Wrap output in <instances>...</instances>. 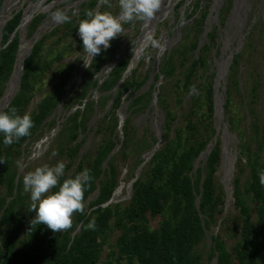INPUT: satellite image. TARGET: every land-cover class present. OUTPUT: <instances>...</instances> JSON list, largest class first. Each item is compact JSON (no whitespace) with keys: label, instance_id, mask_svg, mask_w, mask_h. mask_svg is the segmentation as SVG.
Here are the masks:
<instances>
[{"label":"trees","instance_id":"16d2710c","mask_svg":"<svg viewBox=\"0 0 264 264\" xmlns=\"http://www.w3.org/2000/svg\"><path fill=\"white\" fill-rule=\"evenodd\" d=\"M113 2L82 0L65 23L51 27L34 42L23 60L19 89L2 111L15 107L20 115L29 113L33 127L30 135L11 145H5L0 136V264H201V256L194 250L211 224L219 226L210 237L216 264H264V186L258 175L264 169V154L260 156L264 128L255 127L254 138L249 135L238 150L231 185L232 209L227 212L226 189L218 173L222 132L215 128L216 72L210 68L215 53L210 49L217 40L212 32L202 43L197 37L187 42L191 24L182 26L175 46L165 50L157 62L151 55L142 58L121 82L131 63V53H123L99 77L103 66L120 52L117 36L107 50L79 69L81 82L70 86L74 72L86 59L77 35L78 21L89 10L118 14L119 0ZM201 6L198 1L185 11L191 15ZM22 14V9L13 11L1 29L0 98L13 70ZM43 19L44 14L32 18L28 38ZM132 23L135 21L124 25ZM237 58L229 66L225 90L222 85L218 90L224 96L222 124L240 141L246 129L239 126L230 89L237 83ZM144 85L147 87L141 91ZM38 90L41 94L37 99ZM125 102L120 139L117 112ZM61 103L62 120L57 124ZM155 108L162 115L159 132L152 123ZM53 127L57 130L47 153L51 165L61 160L66 165L60 182L85 168L91 175L83 212H74L71 227L57 232L33 221L35 212L30 211L29 193L24 191L19 173L29 141ZM251 139L257 143L252 152ZM212 143L205 160L196 162ZM158 144L162 145L157 148ZM150 151L153 152L147 157ZM128 159L144 165L139 166L143 170L131 182L128 204L103 206L117 189L121 166ZM245 167L249 168L248 174L240 185L238 173ZM91 195L95 198L88 200ZM116 215V225L124 231L116 241V250L100 262L110 220ZM93 219L95 227L88 228ZM79 224L80 230L72 236ZM231 228L236 239L229 249L220 232Z\"/></svg>","mask_w":264,"mask_h":264},{"label":"rangeland","instance_id":"374dc122","mask_svg":"<svg viewBox=\"0 0 264 264\" xmlns=\"http://www.w3.org/2000/svg\"><path fill=\"white\" fill-rule=\"evenodd\" d=\"M82 0H3L0 6V23L2 19L6 21L13 11L23 10V22L18 27L22 48L27 46L28 38L27 30L32 18L37 14H44V19L49 21L45 24V31L59 24L52 19V14L57 10H63L68 16L77 11V5ZM202 4L201 10H194L191 15L185 11L186 8L192 7L197 2ZM115 2V0H114ZM113 2V3H114ZM224 13H221V12ZM119 13V12H118ZM221 17L223 18L221 20ZM5 23V22H4ZM190 30L187 42L193 37L204 40L209 32L214 34V40L217 44L211 47L210 52L215 53L211 63L215 69L214 82L219 81V86H225L229 66L234 57L237 58L238 71L236 75V84L231 85L232 91V108L236 114L239 126L246 129V133L241 136L238 141L235 133L228 131L222 124L223 115L219 122L218 130H221V163L219 168V177L226 189L225 210L229 212L232 209L231 185L234 173L235 157L238 150L245 145V140H249V135H254L255 127L258 129L264 128V0H162L159 12L149 21L135 20L133 24L123 26V33L118 35L119 50L118 55L123 57V53H131V69L134 68L142 58L152 56L157 62L163 52L171 49L177 44L182 26L190 25ZM217 27V28H216ZM42 33V34H43ZM151 36L157 41L159 47L153 46L148 39ZM202 43V42H201ZM75 55V53H74ZM231 56V58H230ZM74 56L71 57V59ZM87 57V54H86ZM230 58V59H229ZM227 59L226 70H224V60ZM84 60L82 61V63ZM81 63V65H82ZM78 67L74 72L70 86L81 82L82 77ZM130 69V70H131ZM224 70L225 82L223 83L220 74ZM79 72V73H78ZM107 72V71H106ZM158 85V83L156 84ZM239 89V90H238ZM40 90L36 92L37 99L40 97ZM224 97V96H223ZM97 98V93L94 94V99ZM126 103V102H125ZM119 108L117 112L125 119L126 104ZM155 103L152 104L154 106ZM159 109V108H158ZM154 109L151 113L152 123L154 128L159 132L160 111ZM179 112V110H177ZM62 103L60 109L57 110V124L61 122ZM119 119V118H118ZM139 118H137L138 120ZM216 120V119H215ZM57 128H46L41 136L32 138L27 145V153L21 158L19 163V173L24 175L34 170L36 167L43 164H50V155L47 153L50 139L54 135ZM259 132V131H258ZM251 133V134H250ZM259 140H262L258 136ZM160 143V142H159ZM263 143V141H262ZM162 144H158L157 148ZM251 152L257 148V143L254 139L250 142ZM264 150L260 151V156H263ZM259 152V151H258ZM146 153L143 152L141 158ZM143 163V162H142ZM142 163L128 159L121 166V175L119 191L114 195V202L120 203V207L128 204L131 196L132 182L139 166L143 168ZM29 166V170L25 169ZM24 169V170H23ZM141 171L143 169H140ZM248 167L239 175V183L243 185L248 174ZM118 186V187H119ZM52 191H54L52 189ZM92 196L88 200L94 199ZM87 208V207H86ZM89 211V209H87ZM35 217V214H34ZM33 217V218H34ZM223 216H221L222 218ZM117 215L110 220L111 229L106 233L105 244L102 249L99 261L102 262L107 254L116 250V241L124 231L123 227L116 225ZM80 224L73 233L80 230ZM219 230V226L211 224L205 230V235L202 241L195 247L194 253L201 256V264H216L217 255H211V235ZM72 233V234H73ZM224 238V243L230 249L235 242L236 233L233 228L220 232Z\"/></svg>","mask_w":264,"mask_h":264},{"label":"clouds","instance_id":"9594fccd","mask_svg":"<svg viewBox=\"0 0 264 264\" xmlns=\"http://www.w3.org/2000/svg\"><path fill=\"white\" fill-rule=\"evenodd\" d=\"M161 4L162 0H119L118 14L87 11L76 27L84 52L89 58L99 55L110 47L112 39L123 33L125 22L149 21L159 12ZM52 19L56 23H65L68 17L63 10H57L52 14ZM148 39L153 46L159 47L151 36ZM32 127L33 120L29 113L20 115L15 107L0 111V136L5 145L30 135ZM65 167L62 160L51 166L43 164L23 177L24 191L29 193L31 201L30 211L35 212L33 221L46 225L53 232L70 228L73 213L83 212L84 193L91 180L90 170L85 168L60 182L65 176ZM258 175L259 183L264 186V169ZM87 227L94 228L95 220H91Z\"/></svg>","mask_w":264,"mask_h":264},{"label":"water","instance_id":"95a60500","mask_svg":"<svg viewBox=\"0 0 264 264\" xmlns=\"http://www.w3.org/2000/svg\"><path fill=\"white\" fill-rule=\"evenodd\" d=\"M9 16H7V18H9ZM5 18L2 19V23H0V39H1V29H2V26L5 22L4 20ZM23 22V14H22V18H21V21H20V24L19 26H21ZM44 23H48L49 25V21H45ZM44 23L40 24L37 29L35 30V32L32 34V36L28 39V42H27V46L24 48V50L22 49V42L21 40H19V46H18V50H17V53H16V58H15V62H14V65H13V70H12V73L10 75V78L8 79L7 83H6V87L4 89V92L0 98V111H2L6 106L7 104L11 101V99L13 98V96L15 95V93L17 92V90L19 89V83H20V77H21V74H22V68H23V60L25 58V56H27L29 53H30V50H31V47L32 45L34 44L35 41H37L42 33L44 32L45 28L48 26H44ZM18 26V27H19ZM13 35V34H12ZM202 42V41H201ZM23 52V53H22ZM231 58V56H230ZM229 58V59H230ZM91 58H89L88 56L86 57L85 61L83 62L82 66H81V69L80 70H83L86 65L88 64V62L90 61ZM120 59V56L118 54H115L111 60H109L104 66L103 68L101 69L100 73H99V77H101L103 75L104 72L108 71L109 69H111L113 67V65ZM225 64H224V70H226V66H227V59L224 60ZM132 62L130 63V65L128 66L126 72L124 73L122 79L120 80V82L125 78V76L129 73L130 69H131V65ZM224 70H222V73L220 74V76L222 77V81L223 83L225 82V77H224ZM16 77V78H15ZM15 78V86H14V89L12 90V92L10 93V95L5 98L6 96V93H7V88H8V84L9 82ZM151 78L148 80V82L151 81ZM119 84V83H118ZM147 86L144 85L142 87V90H145ZM218 87H219V81L217 80L216 81V84H215V89H214V114H215V117H216V120H215V128L218 132V126H219V122L222 118V104L224 102V97H223V94L221 92H219L218 90ZM225 90V86H222V91ZM67 98V95L64 97V100ZM155 98H153L152 102H151V105L153 103H155ZM127 104V102L125 103ZM122 123H123V117L122 115L120 114L119 116V126H118V130H119V137L120 139L122 138V132H121V126H122ZM214 143L212 144H209L207 145L206 149L203 151V153H201L198 157V159L196 160V162H198L200 159H202L203 161L205 160V156L206 154L210 151L211 147L213 146ZM119 147L116 146L115 149H117ZM153 151H150L148 154H147V157L152 153ZM196 168V164L194 166V169ZM139 170H140V167L136 173V176H138L139 174ZM119 186V185H118ZM130 186H131V183H130ZM121 185L119 187H117V189L114 191L112 197L105 203L103 204V206L105 205H108L109 203H112L114 202V195L115 193H117L120 189ZM196 207H198V200H196ZM74 234V233H73ZM72 234V236H73Z\"/></svg>","mask_w":264,"mask_h":264},{"label":"bare ground","instance_id":"6f19581e","mask_svg":"<svg viewBox=\"0 0 264 264\" xmlns=\"http://www.w3.org/2000/svg\"><path fill=\"white\" fill-rule=\"evenodd\" d=\"M44 26H45V24H44ZM22 49L24 50V48H22ZM22 53H23V52H22ZM15 78H16V77H15ZM15 78H13V79L9 82V84H8V88H7V93H6L5 98H7V97L10 95V93L12 92V90L14 89V86H15V83H16Z\"/></svg>","mask_w":264,"mask_h":264}]
</instances>
